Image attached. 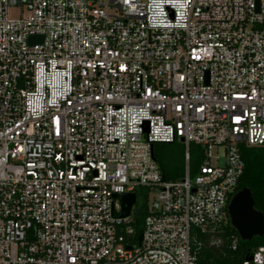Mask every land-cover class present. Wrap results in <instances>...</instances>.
<instances>
[{"label": "built area", "instance_id": "built-area-1", "mask_svg": "<svg viewBox=\"0 0 264 264\" xmlns=\"http://www.w3.org/2000/svg\"><path fill=\"white\" fill-rule=\"evenodd\" d=\"M174 142L185 173L162 182L153 145ZM240 146L264 150V0H0V264H198ZM137 187L135 244L113 196Z\"/></svg>", "mask_w": 264, "mask_h": 264}, {"label": "trees", "instance_id": "trees-1", "mask_svg": "<svg viewBox=\"0 0 264 264\" xmlns=\"http://www.w3.org/2000/svg\"><path fill=\"white\" fill-rule=\"evenodd\" d=\"M178 144H155L153 145V159L158 166L160 174L166 182L178 181L181 178L182 159L180 149L173 146ZM180 145V144H178ZM243 162V173L235 188V192L246 188L250 190L253 200V208L264 214V154L263 149L255 147H239ZM141 202L134 214L133 241L137 244L141 234V223L146 214L147 196ZM135 193V190H134ZM136 202H137V194ZM236 237L237 247L234 251L229 248V240ZM218 241L216 246L210 242ZM263 238L255 237L249 242L241 241L236 231L230 226L228 217L204 232L197 228L190 230V251L195 256L198 264H239L255 250Z\"/></svg>", "mask_w": 264, "mask_h": 264}, {"label": "water", "instance_id": "water-1", "mask_svg": "<svg viewBox=\"0 0 264 264\" xmlns=\"http://www.w3.org/2000/svg\"><path fill=\"white\" fill-rule=\"evenodd\" d=\"M35 40H37L36 37L28 39L29 43ZM161 181H165L163 176ZM115 197H119L121 200L122 210L120 216H129L132 206L136 203L135 194H115L113 198ZM227 215L230 226L236 231L241 241L249 242L255 237H263L264 214L253 208V200L249 189L243 188L232 195L227 206Z\"/></svg>", "mask_w": 264, "mask_h": 264}, {"label": "rangeland", "instance_id": "rangeland-1", "mask_svg": "<svg viewBox=\"0 0 264 264\" xmlns=\"http://www.w3.org/2000/svg\"><path fill=\"white\" fill-rule=\"evenodd\" d=\"M10 16L11 17H15L16 16V11H12L10 13ZM178 144H180V145H178ZM178 144H175L173 146V148L180 149V153L182 154L181 155V159H182L181 178H182V176L185 173V165H186V163L184 161L185 145L182 144V143H179V142H178ZM189 150H190V155H191V161H190V176H191V179H193V176L195 174V170H194L195 169V166H197V164L199 162H201L202 157H203V153H202V149L199 148V147H197V146H195L193 143H191L189 145ZM263 154H264V150H263ZM212 156H213L212 157V164H214V165H221L222 164V162H223V150L221 148H217V149L215 148L213 150ZM216 156H218V159L215 158ZM145 191H146V188H143V187H137L135 189V193L137 194V202L135 203L134 209L132 211V215H131L132 218H134L135 211L138 208L139 204L141 202H143L144 198L147 195V193ZM153 198H154V193L153 192H151L150 194L148 193V196H147V205H149L150 201ZM261 238H263V241L261 243H259L258 247L264 245V237H261ZM212 242H210V243H212Z\"/></svg>", "mask_w": 264, "mask_h": 264}]
</instances>
